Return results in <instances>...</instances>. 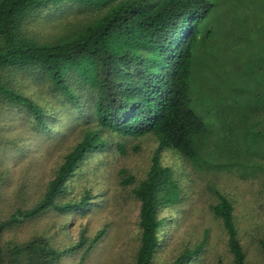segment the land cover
Here are the masks:
<instances>
[{"label": "trees", "instance_id": "1", "mask_svg": "<svg viewBox=\"0 0 264 264\" xmlns=\"http://www.w3.org/2000/svg\"><path fill=\"white\" fill-rule=\"evenodd\" d=\"M59 1L105 10L41 40L27 27L31 16ZM226 3L0 0V96L19 105L41 132L51 115L23 86L37 77L71 104V86L92 94L90 112L82 107L72 115V137L56 145L60 156L42 180L27 169L33 176L27 171L6 185L0 170V264H248L233 202L209 179L233 171L244 197L256 200L260 191L252 184L247 191L246 180L264 178V166H244L231 151L226 157L202 153L199 142L208 145L211 137L188 88L212 13ZM9 66L21 73L15 76L13 68L10 75ZM195 179L203 184L189 189ZM129 200L137 207L133 229L119 210L113 222L109 217L113 202ZM195 207L210 220L196 219ZM104 241L109 258L97 260ZM257 242L264 263V240Z\"/></svg>", "mask_w": 264, "mask_h": 264}, {"label": "rangeland", "instance_id": "2", "mask_svg": "<svg viewBox=\"0 0 264 264\" xmlns=\"http://www.w3.org/2000/svg\"><path fill=\"white\" fill-rule=\"evenodd\" d=\"M219 1L227 2L229 6L215 8L212 13L205 44L195 56L188 83L191 106L205 123L211 137L208 145L199 144L202 153L211 149L210 155L220 152L226 157L231 151L244 166L246 162H259L264 166V0ZM235 3L236 10L232 9ZM104 10L105 7L81 8L71 2L59 1L53 6L37 9L27 27L41 40L50 39L71 32L70 29L94 19ZM13 68L7 67L10 75ZM18 68H14L15 76L21 73ZM27 79L31 81L25 76L24 80ZM34 80L27 86L22 85L21 91L31 99H38L36 103L51 115L50 120L43 122L46 127L43 125L41 132L32 126L29 114L23 117L19 105L0 96V170L3 179L8 182L6 185L25 178L27 171L31 175L27 169L35 171L31 176L36 181L49 174L60 156L56 145L72 137L68 123L80 109L85 108L86 113L91 109L92 94L77 92L79 89L70 85L73 91L71 104L65 96L58 93L51 95L44 80H37V77ZM84 96L87 97L85 101ZM257 173L263 175L261 169ZM233 174V171L215 172L209 182L233 202V216L241 242L247 250V263L264 264L257 242L258 238L264 240V178L247 177L246 190H254L249 185L252 184L256 191H260L256 200L251 194L247 200ZM197 182H189V189L203 184ZM34 189L29 191V195L35 193ZM112 206L115 208L109 215L111 222L117 218L119 210L118 218L125 222L126 227L133 229L136 204L129 200L120 205L113 202ZM0 208L4 213L3 204ZM193 211L196 219L202 222L210 220L207 211L198 207ZM75 234L76 229H73L71 235ZM123 238L130 247L128 233ZM123 238L120 237L116 246ZM106 245L104 241L97 247L94 252L97 253V260L109 258L110 249Z\"/></svg>", "mask_w": 264, "mask_h": 264}]
</instances>
